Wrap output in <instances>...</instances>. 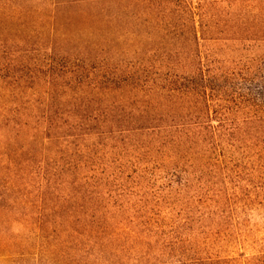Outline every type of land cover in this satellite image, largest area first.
<instances>
[{"label": "trees", "instance_id": "obj_1", "mask_svg": "<svg viewBox=\"0 0 264 264\" xmlns=\"http://www.w3.org/2000/svg\"><path fill=\"white\" fill-rule=\"evenodd\" d=\"M264 0H0V264H264Z\"/></svg>", "mask_w": 264, "mask_h": 264}, {"label": "rangeland", "instance_id": "obj_2", "mask_svg": "<svg viewBox=\"0 0 264 264\" xmlns=\"http://www.w3.org/2000/svg\"><path fill=\"white\" fill-rule=\"evenodd\" d=\"M221 214H230L227 222L229 239L221 242L222 253L236 257H250L264 242V207L240 205L219 210Z\"/></svg>", "mask_w": 264, "mask_h": 264}]
</instances>
